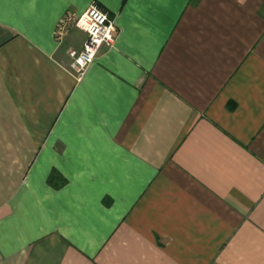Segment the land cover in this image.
Here are the masks:
<instances>
[{
  "label": "crops",
  "instance_id": "obj_1",
  "mask_svg": "<svg viewBox=\"0 0 264 264\" xmlns=\"http://www.w3.org/2000/svg\"><path fill=\"white\" fill-rule=\"evenodd\" d=\"M0 264H264V0H0Z\"/></svg>",
  "mask_w": 264,
  "mask_h": 264
},
{
  "label": "built area",
  "instance_id": "obj_2",
  "mask_svg": "<svg viewBox=\"0 0 264 264\" xmlns=\"http://www.w3.org/2000/svg\"><path fill=\"white\" fill-rule=\"evenodd\" d=\"M72 28H78L87 34L83 49L72 52L71 72L79 82L93 65L102 47L113 48L116 43L118 28L111 15L99 5L93 4L81 15L66 12L58 22L54 38L61 44Z\"/></svg>",
  "mask_w": 264,
  "mask_h": 264
},
{
  "label": "trees",
  "instance_id": "obj_3",
  "mask_svg": "<svg viewBox=\"0 0 264 264\" xmlns=\"http://www.w3.org/2000/svg\"><path fill=\"white\" fill-rule=\"evenodd\" d=\"M60 175L57 174V172H53L51 174V176H49V183L50 185H52L53 187H55L56 189L61 187L64 183L65 180L62 179L61 177H59Z\"/></svg>",
  "mask_w": 264,
  "mask_h": 264
}]
</instances>
